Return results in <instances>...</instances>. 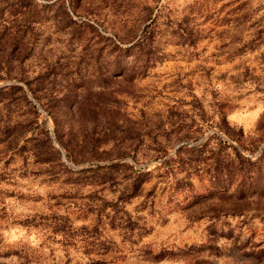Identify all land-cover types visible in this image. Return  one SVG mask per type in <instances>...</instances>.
Returning a JSON list of instances; mask_svg holds the SVG:
<instances>
[{"label": "rangeland", "instance_id": "obj_1", "mask_svg": "<svg viewBox=\"0 0 264 264\" xmlns=\"http://www.w3.org/2000/svg\"><path fill=\"white\" fill-rule=\"evenodd\" d=\"M0 264H264V0H0Z\"/></svg>", "mask_w": 264, "mask_h": 264}]
</instances>
